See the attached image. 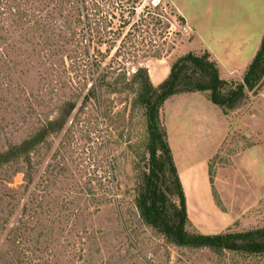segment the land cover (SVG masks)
Segmentation results:
<instances>
[{
  "label": "rangeland",
  "instance_id": "374dc122",
  "mask_svg": "<svg viewBox=\"0 0 264 264\" xmlns=\"http://www.w3.org/2000/svg\"><path fill=\"white\" fill-rule=\"evenodd\" d=\"M114 1L137 4L139 22L148 17L146 32L136 36L145 41L142 51L127 44L122 63L113 51L76 74L71 58L84 37L71 28L75 0H0V264H264V254L175 247L141 220L136 198L149 173L146 119L133 107L135 87L117 90L138 67L158 86L176 61L208 51L170 0ZM215 1L213 32L237 55L225 62L229 69H218L236 86L248 68L232 66L253 55L264 33V0ZM245 93L233 111L213 105L209 92L175 96L161 109L177 171L199 164L209 178L210 208L202 178L195 185L183 179L190 212L205 210L190 221L191 233H200L195 224L219 225L217 234L264 228V77ZM60 120L61 129L50 133Z\"/></svg>",
  "mask_w": 264,
  "mask_h": 264
},
{
  "label": "trees",
  "instance_id": "16d2710c",
  "mask_svg": "<svg viewBox=\"0 0 264 264\" xmlns=\"http://www.w3.org/2000/svg\"><path fill=\"white\" fill-rule=\"evenodd\" d=\"M74 5L78 18L71 28L78 36L84 37V42L77 40L78 49L75 50V54L77 52L79 54H76L77 59L71 58L72 62H75L71 66L72 72L79 74L80 69H87L89 65L93 68L100 66L113 51H115L113 60L122 63V52L127 44L136 54L142 51L139 50V46L144 45L145 41L144 39L139 41L136 36L146 32L143 27L148 17L141 18V22L136 20L137 4L132 8H126L121 1L75 0ZM129 9L132 10L127 12L129 15L125 18L124 12L130 11ZM104 13L108 15L104 16ZM117 14L120 18H117ZM180 21L183 22L184 19L180 17ZM161 23L164 29L168 28L162 21ZM161 33L165 39V33ZM102 47H106V53H109L107 56L99 49ZM93 50L98 53L97 56L92 54ZM263 77L264 37L243 82L236 86L221 79L217 64L211 60L209 53H205L203 56L188 54L176 61L171 67L169 77L158 86L152 84L147 68L138 67L131 83L117 90V93H124L135 87L133 107L142 109L147 125L146 150L150 157L149 173L144 175L142 190L136 198V208L144 224L162 235L168 244L192 250L208 249L216 253L228 251L243 255L264 254V228L216 235L191 233L187 230L191 222L188 217L186 195L168 144L167 133L160 120L161 109L168 100L189 93L209 92V99L213 105L225 112L233 111L246 100L245 90H253ZM86 95H90V91ZM73 109L74 106L71 105L70 111ZM62 125L63 120L50 124V133L55 129L59 131ZM40 138L35 137L34 140ZM34 143L28 142L21 150L27 152ZM161 180L164 188L160 185ZM168 194L177 200L169 201Z\"/></svg>",
  "mask_w": 264,
  "mask_h": 264
},
{
  "label": "crops",
  "instance_id": "0c3cea01",
  "mask_svg": "<svg viewBox=\"0 0 264 264\" xmlns=\"http://www.w3.org/2000/svg\"><path fill=\"white\" fill-rule=\"evenodd\" d=\"M170 1H171L172 6L177 11V13L186 22L188 31L199 40V42L202 44V46L205 49H207L208 53L211 55L212 59L215 61L217 66L219 68L221 66L222 68L224 67L225 69H229L228 67H225L224 64L225 62H228V61H231L237 58V55H234L235 52H233V54L231 52L236 49L231 48L230 46L231 43L229 41L224 43L225 42L224 38L218 39L216 37L217 35L213 32L214 29L212 28L214 26L213 19H214L216 1L215 0H170ZM221 2L222 0H218L217 3L220 4ZM263 37H264V33L253 55H251L245 60L244 59L239 60L238 63L235 62L237 64L234 65V67L232 66V69H240V68L247 69L251 65L256 54L258 53L261 47ZM225 44H228L227 45L228 49H223V46ZM178 173H179V177H180V180H181V183L183 185V189L186 195L188 216H189L190 221L192 222L193 219H196L198 213H200L201 215L203 214V211L205 210L200 209L198 207H194V211L192 213L190 212L189 206H188V195H187V191H186L184 180H183L184 176L188 182L192 183L191 185H195L194 181L196 177L202 178L203 180V183L201 184L202 190L205 193L204 195L207 196L206 198L209 203L208 206L210 208L211 201L209 198V191H210L209 178L207 176L205 167L200 166L199 164H196L188 168L179 169ZM191 189L192 191H194L193 193L196 192L195 187L193 188L191 187ZM195 225L197 226V230L200 231V233L203 235H216L217 232H215L214 230L219 229L221 227L215 224H212L209 226H204V225L201 226L199 224H195Z\"/></svg>",
  "mask_w": 264,
  "mask_h": 264
}]
</instances>
